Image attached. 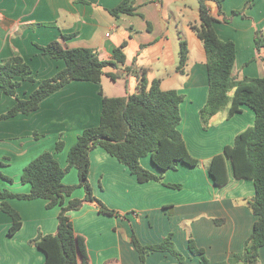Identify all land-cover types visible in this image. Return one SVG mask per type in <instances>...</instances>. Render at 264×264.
Segmentation results:
<instances>
[{"label": "crops", "instance_id": "crops-1", "mask_svg": "<svg viewBox=\"0 0 264 264\" xmlns=\"http://www.w3.org/2000/svg\"><path fill=\"white\" fill-rule=\"evenodd\" d=\"M248 1L225 0L221 10L215 2H205L217 20L214 28L220 39L236 46L233 69L236 81L264 78V54L255 45L256 35L264 34V0H255L245 11V18L237 16L229 23L223 21L234 11L243 10ZM122 2L0 0V63L20 55L30 65L37 82L22 81L18 90L22 99H28L39 82L66 67L64 61L43 54L37 45L60 41L66 49H91L100 60L110 61L114 50L126 42L125 65L106 71L118 78L114 72L118 69L127 82L133 77L136 91L138 75L144 73L149 82L160 81L164 91L174 90L183 96L179 130L190 156L199 165L190 167L181 163L175 171L162 172L151 157H146L141 160L142 166L163 175V181L141 184L102 148L93 150L90 183L94 195L118 214H103L93 205L69 213L75 232L85 240L89 264H141L134 236L143 246H152L162 244L171 235L183 260L169 252H149L146 264L227 263L244 251L253 232L257 216L247 201L255 196V187L252 181L236 179L230 164L229 182L217 186L208 166L227 146L234 144L238 134L254 125L255 115L243 107L242 113L231 119L226 120L223 112L213 119L209 130L202 128L200 110L208 95L207 56L191 27L201 23L200 3L132 0V15L113 16L110 10ZM62 35L72 37L65 41ZM181 40L187 42L189 49L183 72L177 70ZM101 94L111 97L97 83L73 81L41 101L37 111L0 121V190L29 194L31 186L23 184L21 176L24 168L45 151L54 153L60 166L66 168L69 151L79 135L100 124ZM15 104L14 98L3 96L0 115ZM59 135L65 146L56 153ZM67 174L64 178L67 186L79 183L76 169ZM1 175L13 179V183ZM118 180L121 186L113 185ZM170 184L181 187L171 188ZM84 195V190L75 191L71 198L82 199ZM7 202L20 214L23 224L15 235L9 236L12 219L0 211V264H44V254L31 242L41 235L56 233L60 208L47 209V201L42 199ZM190 240L204 252L207 263L190 252ZM258 264H264V247L260 249Z\"/></svg>", "mask_w": 264, "mask_h": 264}, {"label": "trees", "instance_id": "trees-1", "mask_svg": "<svg viewBox=\"0 0 264 264\" xmlns=\"http://www.w3.org/2000/svg\"><path fill=\"white\" fill-rule=\"evenodd\" d=\"M207 1L215 2L221 10L225 0H199L201 23L191 26L202 41L207 56L208 95L206 104L200 110L202 128L209 130L213 119L223 112H226V120L231 119L242 113L243 107L249 108L255 115L254 125L238 134L234 144L227 146L223 154L215 157L208 166V173L217 186H224L229 182L230 164L236 179L252 181L255 187V196L247 201L251 211L257 216L253 232L244 251L224 264H258L260 249L264 247V78H246L242 81L234 79L236 46L231 41L220 39L214 28V22L217 20L205 6ZM254 1L249 0L243 10L234 11L230 18L224 17L223 21L229 23L237 16L245 18V11L252 7ZM133 12L132 0H123L119 6L110 10L115 17L120 14L132 15ZM61 37L67 41L72 35ZM126 45L125 42L117 47L110 61L100 60L98 54L91 49H66L60 41L51 42L47 46L37 45L43 54L64 61L66 67L55 76L39 82L38 88L28 99H22L18 90L22 81L37 82L30 65L20 55L1 62L0 100L3 96H9L15 99L16 104L0 115V121L37 111L41 101L73 81L100 84L105 76L116 81V75L106 70L125 65L123 50ZM255 45L259 53L264 51V34L256 35ZM188 54V44L181 40L177 67L179 72L184 71ZM138 78L137 91L134 94L125 97L103 96L100 124L86 129L79 135L77 143L69 151L66 168L60 166L54 153L44 152L24 168L21 176V182L31 186L29 194L0 190V211L12 219L9 236L15 235L23 223L20 214L7 200L42 199L47 201V209L60 208L56 233L41 235L31 242L44 254V264H89L85 240L75 232L70 212L79 211L84 205H93L103 214H118L94 195L90 183V155L96 148H102L117 159L141 184L163 181V175H156L142 166L141 160L146 157H151L153 164L162 172L175 171L181 163L190 167L199 165V162L190 156L179 130L183 96L174 90L164 91L160 81L149 82L144 73L138 75ZM35 138H38L37 134ZM64 146L63 141H58L55 152L60 153ZM72 169L78 171L79 183L67 186L64 184V178ZM1 178L13 183V179L4 175H1ZM168 186L181 187L175 184ZM79 188L84 190V197L71 198ZM67 198L70 200L67 201ZM171 240L172 235L162 244L143 246L134 236L133 244L139 253L141 264H146L149 252H169L182 261L183 256ZM189 250L203 262H208L204 252L198 249L192 240Z\"/></svg>", "mask_w": 264, "mask_h": 264}, {"label": "rangeland", "instance_id": "rangeland-1", "mask_svg": "<svg viewBox=\"0 0 264 264\" xmlns=\"http://www.w3.org/2000/svg\"><path fill=\"white\" fill-rule=\"evenodd\" d=\"M190 2H192V4L199 5V2L197 0H190ZM263 54H264V51H263ZM114 72L119 75V77L117 78V80L116 81H113L112 79H110L108 77H103L102 82L100 83L101 85L98 84L99 87H100V89L104 90V92L106 93V95L107 96H111V97H123V96L126 95V93L134 94L136 92L135 86H134V78L133 77H130L129 78V81L127 82L125 78H121V74L119 73V70L118 69L114 70ZM126 85H128V88L127 89H126ZM129 86H130V88H129ZM249 113H250V111H249ZM250 114H252V113H250ZM61 137L62 136L59 135L57 137V141H60V140L63 141L61 139ZM38 138H39V136H38ZM41 138L42 137H40V139ZM47 140H49V139H47ZM45 152H50V151H45ZM64 184H65V182H64ZM113 185H116V186L117 185H120L121 186V182H119V180H118L117 181V184H113ZM75 191L78 192V191H83V190H81L79 188V189H76Z\"/></svg>", "mask_w": 264, "mask_h": 264}]
</instances>
